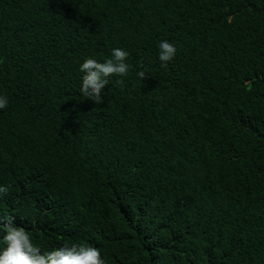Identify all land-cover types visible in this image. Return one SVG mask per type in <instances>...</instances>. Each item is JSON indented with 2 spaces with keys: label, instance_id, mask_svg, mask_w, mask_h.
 I'll return each instance as SVG.
<instances>
[{
  "label": "trees",
  "instance_id": "16d2710c",
  "mask_svg": "<svg viewBox=\"0 0 264 264\" xmlns=\"http://www.w3.org/2000/svg\"><path fill=\"white\" fill-rule=\"evenodd\" d=\"M0 264H264V0H0Z\"/></svg>",
  "mask_w": 264,
  "mask_h": 264
}]
</instances>
